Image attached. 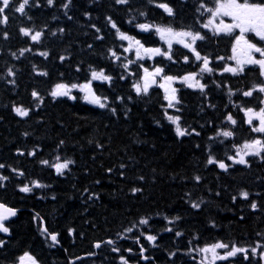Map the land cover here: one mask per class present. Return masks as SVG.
<instances>
[{"label": "trees", "instance_id": "16d2710c", "mask_svg": "<svg viewBox=\"0 0 264 264\" xmlns=\"http://www.w3.org/2000/svg\"><path fill=\"white\" fill-rule=\"evenodd\" d=\"M19 2L22 0H14L16 5ZM36 2L32 0L26 10L31 20L6 10L8 24H0V163L5 165L0 174L9 177L5 187L0 188V202L19 210L18 218L7 225L11 234L0 233V239L6 242L0 248V264H16L25 252L40 264H91L92 260L82 257L93 253L95 243L105 245L108 240L116 241L120 250L138 244L149 247L148 253L154 255L157 264H179L190 249L217 241L245 247L264 243V159L248 158L250 167L230 162L226 173L207 163L209 155L227 162L228 155H235L233 145L238 147L252 139L247 129L236 130L225 119L231 113L238 120L242 116L235 105L247 107L250 103L239 92L229 97L226 86L243 91L261 79L256 70L237 77L220 74L229 64L233 39L203 29L208 14L197 12L200 3L211 7L214 0H167L177 12L175 18L148 0H130L128 5H118L115 0H72L68 9L62 7L67 0H55L53 6L47 0H38L39 7ZM108 16L122 31L148 47L167 46L154 32H141L136 23L147 20L205 34L206 40L197 42V48L216 70L203 76L201 82L207 84V89L201 93L198 89L179 88L181 111L167 109L169 114L181 116L182 126L195 129L199 135L177 137L174 126L164 118L167 103L160 90L137 96L132 85L142 76L140 65L152 69V64L136 61L134 53L123 51L121 45L126 47L127 42L115 35L106 20ZM134 16L136 20L129 24L127 21ZM93 24L101 29L99 33ZM21 27L43 31L41 42L24 37ZM61 28L63 33L59 32ZM24 48L32 51L20 56ZM110 48L121 55L120 61L111 57ZM42 51L49 53L47 58L39 55ZM175 52L179 53L173 56L175 62L160 58L154 66L174 76L198 71L199 62L192 53L181 48ZM184 55L190 58L187 64L183 63ZM61 56L65 57L63 61ZM129 60L135 62L123 68ZM9 69L15 76L8 75ZM93 69H104L113 77L110 84L92 82L107 107L88 104L78 91L73 94L77 97L74 102L50 96L57 83L87 82ZM43 71L48 75L38 74ZM122 75L127 79H121ZM34 90L43 99L42 104L32 97ZM17 106L31 109L29 116H18L14 111ZM222 128H232L235 136L216 137ZM33 150L36 155H28ZM57 155L61 160L75 161L62 176L40 163L48 160L55 164ZM13 168L24 175L13 173ZM195 176L201 180L195 181ZM34 180L48 187L31 193L19 191V187ZM134 188L141 191L133 193ZM242 190L251 194L248 200L240 198ZM253 201L258 204L257 210L250 207ZM192 203L200 207L192 208ZM142 218H147L149 224H139ZM43 227L59 234V247L50 245ZM130 227L133 231L127 232ZM168 228L172 231L165 230ZM70 229L74 234H69ZM176 232L183 235L177 236ZM147 234L157 236L156 248L145 239ZM173 252L175 256L170 255Z\"/></svg>", "mask_w": 264, "mask_h": 264}, {"label": "snow or ice", "instance_id": "6c2138e0", "mask_svg": "<svg viewBox=\"0 0 264 264\" xmlns=\"http://www.w3.org/2000/svg\"><path fill=\"white\" fill-rule=\"evenodd\" d=\"M55 0H47V4L49 6H53ZM115 3L118 5H128L130 4V0H115ZM149 4H155V7L162 9L168 17L175 18L177 12L175 8L167 2V0H148ZM72 4V0H67L66 3L62 5L64 9H68ZM32 6V0H22L18 5L14 4V0H0V24L7 25L9 21V16L6 14V10L14 11L15 13L21 14V16H26L28 20H31L32 17L27 14V8ZM35 6L39 7L38 0ZM201 9L204 11L201 12ZM197 12H200L203 15L205 12L208 14L207 22L203 23L201 27L203 29L209 30L214 36L226 35L233 38V44L231 48L232 55L227 59L234 61V65L226 64L223 66L221 75L224 73H229L232 76H242L245 74L246 68L248 66H253L254 68H258V73L256 75L261 78L260 82L253 83L247 90H239L233 91L230 86L228 87L229 97L234 96L237 92L240 93L242 97L253 98L255 94H259V102L261 107L259 109L253 107H243L242 105H235L244 113L246 117L245 123L250 126V129L254 133L264 134V46H258L257 43L251 42L247 38V34L253 33L255 37L259 38V41L264 42V2L261 0H214L213 6L209 7L203 2L200 3L197 8ZM67 15V12H65ZM87 15V14H86ZM141 16L147 17L146 12H141ZM224 17H228L231 19V23H227L224 20ZM71 19V17H68ZM108 24L111 29H115V35L118 37L120 41H126L127 46L123 48V51L126 53L135 54L136 61L144 60V59H154L155 57H163L169 61H174L173 58V45L179 44L182 45L184 49H187L190 53H192L194 60L199 62V69L196 72H189L183 76H174L165 74V70L163 67H155L153 70L149 71L148 68H144L143 65L140 67L143 69V75L135 82L132 87L137 94V96H147L149 94L150 89L153 85H157L159 88L163 89L164 97L163 99L167 102L166 109L163 113L164 118L174 126V131L177 137H185L188 135H192L195 133L199 135V132H196L195 129L189 130V128L182 126L181 116L180 115H172L169 114L167 109H174L177 113L181 111L178 105L182 103L180 97L178 96L179 89L174 87L176 83H180L187 88L190 89H198L201 93H204L207 89V84L202 83V79L204 74L212 75L216 70L211 66L212 61L209 59L207 55H202L201 52L197 48V42L205 41L206 36L201 31L193 30L191 28L187 29H176L171 24H157L155 22H148L147 20L142 23H136L135 27L139 29L143 33H155L161 41H163L167 47H148L146 46L140 39H137L135 36L128 34L125 31H122L118 26L117 22L111 17H106ZM136 20V17H132L127 22L132 24L133 21ZM95 28L96 32L99 33L101 31L100 28L96 27V25H92ZM20 33L24 37L30 38L33 43H40L42 37L44 36L43 31L35 30L31 27H21L19 29ZM59 32L63 33L64 29H59ZM238 32V34H236ZM52 35H56L55 32ZM4 37L7 38V33H4ZM103 36H97V39H103ZM91 47V45H89ZM32 51L31 48L20 49V56H23L26 52ZM111 57L115 58V61L121 60V55L114 49H109ZM258 54V56H257ZM13 56L16 54L13 53ZM40 56L47 58L49 53L47 51H42L39 53ZM19 58V57H17ZM65 57L61 56L60 60L63 61ZM219 60H225V57H218ZM135 61L129 60L127 63L122 65L123 68L128 69L131 63ZM190 58L187 55L183 56V63H189ZM35 68V66H34ZM79 71V69H77ZM39 75L47 76L48 73L46 71L39 72ZM9 76H15V72L12 69L8 70ZM133 75H135L133 73ZM121 79H127L126 76H121ZM113 77L111 75L106 74L104 69L100 70H91L90 79L83 83H57L54 89L51 90L50 96L54 99L60 97H69L70 99L75 100L77 97L72 95L73 90H78L83 93V99L93 105H98L100 108H105L108 105L102 102V98L98 96L93 89V81H101L108 82L109 84L112 82ZM159 81V82H158ZM10 83H15V80L10 81ZM221 85L217 84V87ZM32 97L36 99L39 103H43V99L37 91H33L31 93ZM103 99H107L106 97ZM120 100H123V97H119ZM131 99V97H129ZM15 113L20 117H28L31 109L24 108L23 106H17L14 108ZM113 113H115V109H111ZM228 124L233 127L237 125L238 121L233 117L231 113H227L225 117ZM258 121L257 126H253V122ZM28 135V133H25ZM235 136V132L232 128H222L221 130L216 132V137H223L225 139L233 138ZM223 143V141H220ZM64 141H61L62 145ZM232 147L236 148L235 155H228L227 159L232 161L233 165H245L250 167L249 160L247 157H260L264 159V139L254 138L248 141H245L242 145ZM19 155H24L22 151H18ZM30 156H35L36 151L33 150L28 153ZM56 163L50 164L48 160L40 161L43 165H48L55 169L57 175H64L65 171H70V166L75 163L72 159L61 160L59 155L56 156ZM207 163L209 165H216L219 169L227 172L230 165L222 160H217L214 155H209ZM124 165H121L123 168ZM5 168V165L0 163V169ZM13 173H17L19 176H23V171H18L17 169H11ZM108 171H112L109 169ZM143 179V177H140ZM195 181L199 182L201 180L200 176L194 177ZM9 180L8 176L0 174V188L5 187V182ZM97 183H99L97 181ZM48 187L45 184H42L38 180L31 181L30 184H24L19 187V191L22 193H31L34 189L45 188ZM133 193L141 191L139 188L132 189ZM95 196V194H92ZM250 193L246 190H242L239 193L240 198L244 200H248L250 198ZM92 198L91 196L89 197ZM98 198V197H97ZM237 197H233V201H235ZM192 208H199L200 204L192 203ZM251 209L257 210L258 204L253 201L250 204ZM18 209L9 207L8 205L0 202V233L11 234V229L6 225V221H9L11 218L16 217L18 213ZM167 219V218H166ZM179 220L180 217L177 216L175 218ZM169 223H172L169 220ZM141 225H148L149 220L147 218H142L139 221ZM166 231H172L171 228L165 229ZM127 232H132L133 228L126 229ZM42 233L47 234V236L52 241V246L59 244L58 233H50L48 232L47 227L42 228ZM69 234H74V230L70 229ZM143 235V233H142ZM177 236L183 235L181 232H176ZM139 237H136V242L139 243ZM145 239L149 241L153 247L156 246L157 236L147 234L145 235ZM5 241L0 239V248L5 246ZM105 243L108 245H114L116 241L108 240ZM191 243V241L189 242ZM94 247L99 249L102 247L101 242H97L94 244ZM112 252H119V247H112ZM127 252L131 253L133 250L131 248L126 249ZM147 251L141 245L140 247V256L144 260H148L149 257L143 255V253ZM192 252H198L201 259L199 264H218L221 261L231 262L237 258L238 256H242L243 260H249V252L251 255L255 257L259 253V257L262 261H264V245L257 244L254 247H245L240 246L236 243H227L224 241H217L212 244L205 245L203 247H196L189 250V255ZM95 253H90V255H94ZM170 255L175 256L176 253L173 252ZM195 259V257H192ZM121 264H130L129 260L121 256L120 257ZM19 264H40V262L29 252H25L22 256L19 257Z\"/></svg>", "mask_w": 264, "mask_h": 264}, {"label": "rangeland", "instance_id": "374dc122", "mask_svg": "<svg viewBox=\"0 0 264 264\" xmlns=\"http://www.w3.org/2000/svg\"><path fill=\"white\" fill-rule=\"evenodd\" d=\"M224 20H225V22H227V23H231V19L230 18H228V17H224ZM236 34H238V32L236 33ZM249 36H252V37H255V35L253 34V33H249V34H247V38L249 37ZM256 38H258V37H256ZM258 40H259V38H258ZM165 46H167L163 41H161ZM262 42V41H261ZM264 43V42H263ZM264 46V45H263ZM174 47H179V48H182V49H184L183 47H182V45H179V44H174L173 45V48ZM134 53V52H133ZM134 56H135V54H134ZM160 58H163V57H155L154 59H144V60H140L141 61V63H144V62H147V63H149V65H154V62L157 60V59H160ZM235 64V62L234 61H230V65H234ZM155 67L153 66V69H154ZM153 69H151V70H153ZM151 70H149V71H151ZM142 75H143V73H142ZM159 82V81H158ZM184 86V85H182V84H180V83H176L175 85H174V87H176V88H178L177 86ZM184 87H186V86H184ZM154 88H159L157 85H153L152 86V88L150 89V90H152V89H154ZM160 90H162L163 91V89H161V88H159ZM74 91H78V90H74ZM81 93V92H80ZM83 94V93H82ZM163 94H164V91H163ZM84 95V94H83ZM96 106H98V105H96ZM99 107V106H98ZM171 110H174V109H171ZM243 116H244V113H243ZM246 119V117L244 116V120ZM256 123V125L255 126H257L258 125V121H254L253 122V124H255ZM257 134H260V133H257ZM260 136L262 137V138H264L263 136H264V134H260ZM261 137H256V138H261ZM261 138V139H262ZM262 245H264V244H262ZM194 255H195V253H194ZM249 257L251 258V259H253V260H258V262H261L262 260L260 259V257H259V253L255 256V257H253L252 255H251V252H249ZM237 261H240V260H243V258H242V256H238L237 258H235ZM234 259V260H235ZM107 260H109L110 261V258H108ZM17 264H19V261L17 262Z\"/></svg>", "mask_w": 264, "mask_h": 264}, {"label": "flooded vegetation", "instance_id": "af4514ba", "mask_svg": "<svg viewBox=\"0 0 264 264\" xmlns=\"http://www.w3.org/2000/svg\"><path fill=\"white\" fill-rule=\"evenodd\" d=\"M257 56H258V54H257ZM250 67H253V66H250ZM256 109H259V107L256 108ZM248 126H249V125H248ZM249 127H250V126H249ZM100 254H101L102 256H98V255H97L98 258H101V257H103V256L105 255L103 252H100ZM199 259H201V257H200V255L198 254V259H193V258H191V259L185 260L183 263H185V264H199ZM218 264H230V262L222 261V262H218ZM231 264H264V261L258 262V260H250V259H249V260H247V261H241V262H238V261H232Z\"/></svg>", "mask_w": 264, "mask_h": 264}, {"label": "bare ground", "instance_id": "6f19581e", "mask_svg": "<svg viewBox=\"0 0 264 264\" xmlns=\"http://www.w3.org/2000/svg\"><path fill=\"white\" fill-rule=\"evenodd\" d=\"M250 71H252V70H250ZM238 123H237V125L235 126V128H236V130H240L244 125H245V120H244V118L243 117H240L238 120ZM261 244H264V243H261ZM109 246H112V247H117L118 245H116V243L114 244V245H109ZM145 249H147V254H149L148 253V249H149V247L147 248V247H144ZM121 252H123V251H121ZM124 253H125V251H124ZM129 253V252H128ZM108 255H109V257L108 258H110V261L112 260V257H114L112 254H110V253H108ZM111 256V257H110ZM107 258V259H108ZM155 262V261H154ZM166 263V261H162V264H165ZM155 264H157L156 262H155Z\"/></svg>", "mask_w": 264, "mask_h": 264}, {"label": "water", "instance_id": "95a60500", "mask_svg": "<svg viewBox=\"0 0 264 264\" xmlns=\"http://www.w3.org/2000/svg\"><path fill=\"white\" fill-rule=\"evenodd\" d=\"M17 216H18V213H17ZM17 216L11 218L9 221H6V222H10V221L15 220V219L17 218ZM50 241H51V240H50ZM51 242H52V241H51ZM57 245H58V244H57ZM96 249H97V248H96ZM143 255H145V252L143 253ZM151 260H152L151 258H149L148 260H144V259H143V263L146 264V263L150 262Z\"/></svg>", "mask_w": 264, "mask_h": 264}]
</instances>
